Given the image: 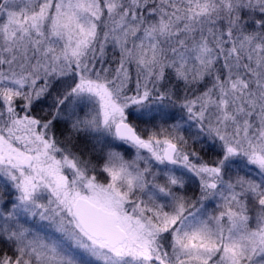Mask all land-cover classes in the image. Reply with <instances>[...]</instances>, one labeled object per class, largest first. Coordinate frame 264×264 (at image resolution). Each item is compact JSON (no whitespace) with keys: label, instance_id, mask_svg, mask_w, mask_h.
I'll use <instances>...</instances> for the list:
<instances>
[{"label":"snow or ice","instance_id":"snow-or-ice-1","mask_svg":"<svg viewBox=\"0 0 264 264\" xmlns=\"http://www.w3.org/2000/svg\"><path fill=\"white\" fill-rule=\"evenodd\" d=\"M0 264H264V0H0Z\"/></svg>","mask_w":264,"mask_h":264}]
</instances>
